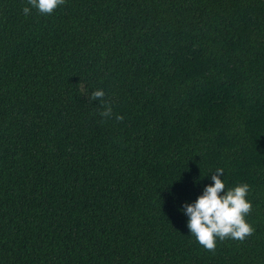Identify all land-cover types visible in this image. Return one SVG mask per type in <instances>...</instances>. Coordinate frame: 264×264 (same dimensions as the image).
<instances>
[{"label": "trees", "instance_id": "1", "mask_svg": "<svg viewBox=\"0 0 264 264\" xmlns=\"http://www.w3.org/2000/svg\"><path fill=\"white\" fill-rule=\"evenodd\" d=\"M26 5L0 0V264H264V0ZM218 167L254 231L209 250L178 208Z\"/></svg>", "mask_w": 264, "mask_h": 264}, {"label": "clouds", "instance_id": "2", "mask_svg": "<svg viewBox=\"0 0 264 264\" xmlns=\"http://www.w3.org/2000/svg\"><path fill=\"white\" fill-rule=\"evenodd\" d=\"M63 2L64 0H27V5L22 11L28 14L30 8H35L41 14H51ZM104 95L103 89H95L90 93L92 99H100ZM100 102L104 105L101 116L111 117L113 115L111 105L103 100ZM115 119L121 120L123 117L115 114ZM223 175L224 169L216 168L211 173V183L205 184L193 201L181 202L178 208V211L187 218L186 226L190 234L209 250L215 248L217 238L243 240L254 231L245 219L252 207L251 201L246 199L249 185L242 182L226 188Z\"/></svg>", "mask_w": 264, "mask_h": 264}]
</instances>
